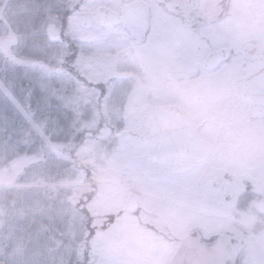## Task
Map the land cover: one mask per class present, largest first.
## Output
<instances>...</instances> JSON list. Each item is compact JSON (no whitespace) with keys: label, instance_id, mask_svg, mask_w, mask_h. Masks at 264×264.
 Masks as SVG:
<instances>
[{"label":"rangeland","instance_id":"1","mask_svg":"<svg viewBox=\"0 0 264 264\" xmlns=\"http://www.w3.org/2000/svg\"><path fill=\"white\" fill-rule=\"evenodd\" d=\"M126 1L55 0L49 8L55 21L42 29L51 51L41 49L45 53L41 62L31 54L22 55L44 89L55 77L62 88H69L64 98L59 91L55 93L56 83L51 87L65 109L51 104L45 113L33 115L13 97L0 76V96H12L14 108L50 147L46 156L19 157L6 164L13 150L0 145V264H70L72 256L88 257V264H231L238 255L239 250L226 238L230 224L226 221V191L213 187V177L226 168H238L246 146L264 141L260 132L264 122L249 121L245 107L235 112L226 106V88L236 83L237 67L202 78L208 91H213L211 83H217L211 98L199 101L198 94L197 100L187 94L194 89L185 82L200 76L201 72L191 71L211 45L195 38L186 48L175 43L174 50L156 46L171 25L158 6L151 14L153 25L147 35L153 36L151 46H132L125 36L133 35L124 25L104 26L96 20L90 28L82 26L83 10L96 12L101 3L121 10ZM36 8L33 0H0V66L22 53L25 34L18 21L25 11ZM230 10L226 21L204 31L221 36L216 43L233 50L228 62L232 65L234 59L241 63L247 43L264 46V0H233ZM64 19L66 32L80 44L79 53L73 60L74 70L64 67L55 72L68 50L66 41L54 35ZM175 31L187 32L181 25ZM145 71L164 83H151ZM152 87L154 95L148 93ZM175 87L181 88H176L181 94ZM166 91L188 105L192 118L193 153L187 163H153L141 139L142 114ZM52 110L65 113V122ZM233 126L241 133L240 141L231 133ZM69 129L70 141L64 140L60 132L68 134ZM83 136L85 141L78 144ZM261 161L264 166V153ZM32 162L19 181L20 172ZM131 192L141 197L136 211L126 207ZM53 198L59 211L54 216L60 223L58 231L70 238L67 246L59 238L55 245L49 241L47 245L48 233L41 228L42 205ZM261 245L258 253L264 261V240Z\"/></svg>","mask_w":264,"mask_h":264},{"label":"flooded vegetation","instance_id":"2","mask_svg":"<svg viewBox=\"0 0 264 264\" xmlns=\"http://www.w3.org/2000/svg\"><path fill=\"white\" fill-rule=\"evenodd\" d=\"M131 1L134 0L124 2L123 6ZM232 2L233 0H145L144 3L147 7L145 17L146 23L142 24L137 20L136 23H140L138 25H134L135 23H132L133 26H130L124 22H119L115 26H126L130 35L133 36H125V39L128 40L132 46H151L150 44L153 41V36L147 35L150 34L153 25L151 14H153V9L158 6L167 15L166 23H170L171 25H168L165 28V31L162 34V37L158 39L159 42L156 43V46L167 47L174 50L175 43L178 44L179 48H186V46L191 44L190 42L192 39L195 38L197 41L199 40V42L206 41L211 45L210 50L205 54L202 44L197 43V49L202 51L204 55L200 59H197V63L195 65L196 68L191 71V73L195 74L201 72V74L200 76H197L192 83L189 81L185 82L192 84L194 89L193 92L190 91L187 94L193 95L195 100H197L196 94H198L199 96L197 97L199 98V101L211 98L216 94L217 83H211L210 88H212L213 91H208V87L204 81H202V78L207 73L223 71L229 67H237L239 76H237L235 81L236 83L233 87L226 88V97L228 98L226 106L228 109L230 108V110H235V112H238L242 107H245V112L247 113L246 117L249 121H259L262 123L264 122V63L259 64L258 62L256 65L252 66V69L256 70V72L260 74L259 76L263 78V81L256 82V84H254L256 85L255 88L249 90L250 95H246L245 80L247 76V54L251 55L252 51L243 48V58L241 63L238 64V61L234 59L235 64L232 62V65H229L228 62L231 61L233 55L230 54L226 57V45H218L216 43V40L221 36H214L215 34L206 33L204 31L209 25L211 27H216V25L226 21V12L230 11ZM179 25L185 28L187 32H176L175 30L179 27ZM140 28L145 29L143 34L140 30H137ZM154 45L155 44H152V46ZM257 45L259 47V49L257 48L258 52L260 51L261 55L264 57V46L261 44ZM145 73L147 74V79L151 83L156 85L164 83L163 81L156 79L153 75H150L149 72L145 71ZM191 73L187 75H189V77H193L194 74ZM182 76H185V74H182ZM226 83L229 84V82ZM198 85H200V87ZM176 88L181 90L180 87H175V89ZM178 89H176L177 92L175 90L174 91L181 94V91ZM154 92V87L149 88V94L154 95ZM173 94L175 93L173 92ZM171 97V93L168 91L163 93L159 97V101L153 106H150L142 114V120L150 115V112L155 107L176 105V107L170 108L172 111H175V113L172 115H165L164 118L168 120H181V130H183V132L186 131V134L189 130V136L188 140L185 139V141L178 146V150L180 151L181 148L186 155H182L179 158L170 159L168 161H184V163H187V159H189L193 153L192 118L187 108L188 105L184 101ZM181 111L184 112L188 123L185 122L186 119L184 120V115ZM243 119L244 118H242V120ZM259 122H256V124L258 125ZM260 132L261 134L264 133L263 127ZM231 133L235 134L237 140L240 141L241 133L238 132L237 127L233 126ZM227 151L228 149L226 148V152ZM236 152L237 150L234 151V153ZM245 152L246 154L243 156V161L240 163L238 168H226L225 171L226 180L224 179V190H226L227 202L226 221L230 223L226 227V238L229 240L233 248H237L239 250L235 261H230V263L264 264V261L260 260L262 257L258 253V249H262L261 243L264 240V166L261 161L262 154L264 153V141L260 140L256 146L252 144L247 145ZM259 155L261 156V159ZM196 160L194 162L198 163V160ZM226 160H229V158L226 157ZM220 175L213 177V181ZM229 202H232V205H229Z\"/></svg>","mask_w":264,"mask_h":264},{"label":"trees","instance_id":"3","mask_svg":"<svg viewBox=\"0 0 264 264\" xmlns=\"http://www.w3.org/2000/svg\"><path fill=\"white\" fill-rule=\"evenodd\" d=\"M33 1L37 3L36 10H32V12L25 11L22 18L18 21L21 32L25 34V44L21 48L22 53L15 54L14 58L7 60L5 64L0 66V76L12 90L15 98L25 109L34 115L45 113L46 108H52V105H57L63 109H65L66 106L61 100L55 98L51 88L44 89V87L41 86V81L32 75L30 68H28L29 64H27L25 59L22 58L24 53H28L34 56L37 61L41 62L44 59V52L47 51V48L50 49V51L52 49L51 46H48L49 41L47 38H43L42 29L55 21L49 15V8L54 6L53 3L55 0ZM64 22L65 23L62 26H59V29L54 32V35L57 40H64L69 45L67 53L65 54L66 57L62 64L64 67H67L66 59L69 57L74 58L76 56L77 44L69 38V34L66 32V19H64ZM32 49L35 50L32 51ZM41 49H43L44 52H42ZM53 81L52 84L56 83L54 87L57 88L55 92L59 91L58 93L64 98L70 94V91L62 88L61 84L57 82L56 79ZM48 82L50 83V80ZM13 104V98L11 96H0V145L2 144L13 150L10 158H7L5 163L9 164L13 159L19 157L32 159L37 158L40 155L46 156L49 151V144L46 141V138L38 132V129L27 118H25L21 112H19L18 108H14ZM56 113L58 112L53 111V114ZM58 114L64 123L66 120L65 113L59 112ZM63 123L61 122V125ZM66 131H69V133L65 134L60 132V135L63 139L67 140L70 135V129ZM32 164L33 162L31 165ZM30 168V166H26L25 169L20 172L17 179L19 181L23 180ZM42 206L45 210L44 212L42 210L44 218L42 219L41 228L48 233V236L45 238L47 245L48 241L55 245L59 238L62 239L63 244L67 246L70 238L69 236L61 235L60 231H58L60 230V223L54 217L59 213V211H57V201L53 198L50 202H45ZM83 211L89 216V210L87 208H84ZM51 217L55 221L54 224L52 223ZM86 222L90 224L89 221ZM87 259L88 257L81 259L80 257L72 256L70 264H88Z\"/></svg>","mask_w":264,"mask_h":264},{"label":"water","instance_id":"4","mask_svg":"<svg viewBox=\"0 0 264 264\" xmlns=\"http://www.w3.org/2000/svg\"><path fill=\"white\" fill-rule=\"evenodd\" d=\"M144 5H134L127 4L123 9V14L118 16L119 13L106 6L102 5L99 9V14L102 17V22L104 24H114L118 21L129 22L130 18L142 20V14L144 13ZM94 21V15L91 11H86L82 14L81 22L84 26H91ZM143 21V20H142ZM255 59L250 58V62L263 64L264 59L257 53L254 55ZM260 57V61H259ZM254 75L248 78L249 81L254 82L263 81L259 75L255 78V71L252 72ZM172 106L159 107L148 115L149 117L144 120L145 132L142 134L143 141L149 146L148 155L151 160L159 161L161 159H171L181 155L182 149L180 148V153L178 152V146H180L185 139L187 140L186 131L183 132L180 127L181 120L166 119L165 115H172L175 111L170 109ZM178 150V151H177ZM186 154V153H184ZM222 177H219L215 181V187H222ZM140 204V197L136 193H131L127 205L133 209H138Z\"/></svg>","mask_w":264,"mask_h":264}]
</instances>
